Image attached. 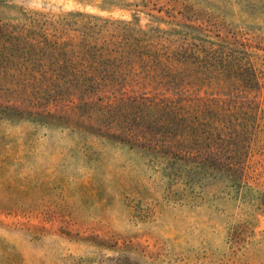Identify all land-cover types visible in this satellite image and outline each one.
I'll return each instance as SVG.
<instances>
[{
  "label": "rangeland",
  "instance_id": "obj_1",
  "mask_svg": "<svg viewBox=\"0 0 264 264\" xmlns=\"http://www.w3.org/2000/svg\"><path fill=\"white\" fill-rule=\"evenodd\" d=\"M33 14L217 54L191 96L249 144L240 184L197 180L79 110L73 127L5 112L0 81V264H264V0H0V24Z\"/></svg>",
  "mask_w": 264,
  "mask_h": 264
},
{
  "label": "trees",
  "instance_id": "obj_2",
  "mask_svg": "<svg viewBox=\"0 0 264 264\" xmlns=\"http://www.w3.org/2000/svg\"><path fill=\"white\" fill-rule=\"evenodd\" d=\"M42 18L0 24V81L22 99L8 102L5 112L73 127L72 110H79L81 124L130 147L139 143L169 168L240 184L249 140L225 133L211 118L209 101L191 96L192 83L211 72L217 54H200L184 42L172 51L159 44L149 54L142 44L130 51L129 37L124 43L103 27L67 29L72 25ZM30 91L35 102L27 101Z\"/></svg>",
  "mask_w": 264,
  "mask_h": 264
}]
</instances>
